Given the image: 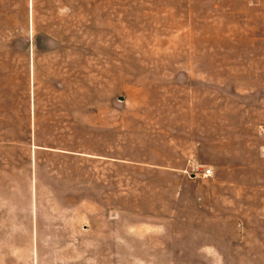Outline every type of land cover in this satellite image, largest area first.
I'll list each match as a JSON object with an SVG mask.
<instances>
[{
	"label": "rangeland",
	"instance_id": "1",
	"mask_svg": "<svg viewBox=\"0 0 264 264\" xmlns=\"http://www.w3.org/2000/svg\"><path fill=\"white\" fill-rule=\"evenodd\" d=\"M0 264H264V0H0Z\"/></svg>",
	"mask_w": 264,
	"mask_h": 264
},
{
	"label": "built area",
	"instance_id": "2",
	"mask_svg": "<svg viewBox=\"0 0 264 264\" xmlns=\"http://www.w3.org/2000/svg\"><path fill=\"white\" fill-rule=\"evenodd\" d=\"M206 173H210V170H207Z\"/></svg>",
	"mask_w": 264,
	"mask_h": 264
}]
</instances>
